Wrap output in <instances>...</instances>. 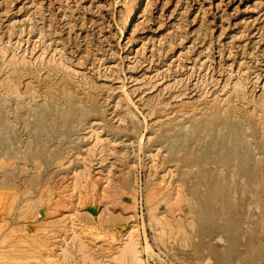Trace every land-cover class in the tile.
Returning <instances> with one entry per match:
<instances>
[{
  "label": "rangeland",
  "instance_id": "1",
  "mask_svg": "<svg viewBox=\"0 0 264 264\" xmlns=\"http://www.w3.org/2000/svg\"><path fill=\"white\" fill-rule=\"evenodd\" d=\"M0 55V264H264V0H0Z\"/></svg>",
  "mask_w": 264,
  "mask_h": 264
},
{
  "label": "bare ground",
  "instance_id": "2",
  "mask_svg": "<svg viewBox=\"0 0 264 264\" xmlns=\"http://www.w3.org/2000/svg\"><path fill=\"white\" fill-rule=\"evenodd\" d=\"M40 12H41V11H40ZM31 26H32V25H31ZM35 29H36V28H35ZM32 30H33V29H32ZM39 31H40V30H39ZM259 31H260V30H259ZM38 33H40V32H38ZM30 34H31V33H30ZM41 37H42V36H41ZM39 40H40V39H39ZM42 41H43V39H42ZM41 43H42V42H41ZM51 43H52V42H51ZM55 44H58V43L56 42ZM42 45H44V44H42ZM54 47H56V46H54ZM57 48H58V47H57ZM1 50H2V49H1ZM47 50H49V49H47ZM47 50H46V52H47ZM61 50H62V49H61ZM5 51H6V50H5ZM5 51H1V52H5ZM62 51H64V50H62ZM62 51H61V52H62ZM57 53H58V52H57ZM2 54H3V53H2ZM42 55H43V54H42ZM61 55H62V54H61ZM0 56H1V55H0ZM63 56L65 57V56H67V55H63ZM2 57H3V56H2ZM11 58H12V57H11ZM63 59H64V58H63ZM58 60H60V59H58ZM65 60H66V59H65ZM49 61H50V60H49ZM56 61H57V60H56ZM4 62H5V61H4ZM8 62L13 63V62H11V61H8ZM8 62H7V64H9ZM60 62H61V61H60ZM63 62H64V61H63ZM68 62H69V61H68ZM21 63H22V61H21ZM55 63H56V62H55ZM57 64H58V62H57ZM60 64H61V63H60ZM4 65H5V64H4ZM33 65H34V64H32V66H33ZM61 65H62V64H61ZM61 65H60V67H63V65H62V66H61ZM64 65H65V64H64ZM8 66L10 67V65H8ZM8 66H7V67H8ZM12 66H13V65H12ZM38 66H39V65H38ZM38 66L35 67V68H38ZM40 66H41V65H40ZM40 66H39V67H40ZM45 66H47V65H45ZM45 66H44V67H45ZM48 66H49V65H48ZM50 66H51V65H50ZM52 66H54V65H52ZM65 66H66V65H65ZM15 67H16V65H15ZM15 67H14V68H15ZM12 68H13V67H12ZM31 69H34V68H31ZM38 69H39V68H38ZM38 69H37V70H38ZM40 69H42V68H40ZM43 69H44V68H43ZM49 69H50V67H49ZM58 70H59V69H58ZM12 71H14L15 74H16V70H12ZM29 71H30V70H29ZM54 71H57V70H54ZM59 71H60V70H59ZM10 72H11V71H10ZM64 72H65V71H64ZM64 72H63V73H64ZM28 73H30V72H28ZM31 73L34 74L33 72H31ZM39 73H40V72H39ZM111 73H112V72H111ZM15 74H14V76L16 77ZM66 74H67V73H66ZM69 75H70V74H69ZM33 76H38V75H33ZM44 76H48V74H46V75H44ZM66 76H67V75H66ZM254 76H255V75H254ZM63 77H64V76H63ZM63 77H62V78H63ZM70 77H71V76H70ZM255 77H256V76H255ZM44 78H45V77H44ZM47 78H48V77H47ZM47 78H46V79H47ZM14 79H15V78H13L12 80L14 81ZM32 79H33V78H32ZM68 80L71 81V79H68ZM9 81H10V80H9ZM41 81H42V80H41ZM70 81H69V82H70ZM238 81H239V80H238ZM238 81H237V82H238ZM6 82H8V81H5V84H6ZM43 82H44V81H43ZM8 83H10V82H8ZM8 83H7V84H8ZM235 83H236V82H235ZM1 84H2V83H1ZM10 84H11V83H10ZM10 84H8V87H9ZM13 84H15V83L13 82ZM28 84H29V83H28ZM92 84H93V83H92ZM238 85H239V83H238ZM29 86H31V85L29 84ZM32 86H33V85H32ZM42 86H43V85H42ZM234 86H236V85H234ZM3 87H7V86H3ZM13 87H14V86H13ZM15 87H16V86H15ZM25 87H26V86H25ZM242 87H243V86H242ZM242 87H241V88H242ZM11 88H12V85H11ZM11 88H9V90H10ZM42 88H43V87H42ZM233 88L236 89V87H233ZM243 88H244V87H243ZM44 89H46V88H44ZM47 89H48V88H47ZM253 89H254V88H253ZM9 90H8V91H9ZM26 90H29V89H26ZM32 90H33V87H32ZM41 90H42V89H41ZM49 90H50V88H49ZM92 90H93V89H92ZM6 91H7V90H6ZM13 91H16V88H14V90L12 89V92H13ZM44 91H45V90H44ZM46 91H48V90H46ZM61 91H63V90L61 89ZM10 92H11V90H10ZM12 92H11V93H12ZM92 92H93V91H92ZM8 93H9V92H8ZM13 93H14V94H12V95H15V92H13ZM17 93H18V92H17ZM28 93H30V91H29ZM40 93H42V92H40ZM46 93H47V92H46ZM49 93H50V91L48 92V94H49ZM93 93H95V92H93ZM237 93H238V92H237ZM44 94H45V93H44ZM54 94H55V92H54ZM68 94H69V93H68ZM30 95H32V93H30ZM33 95H34V94H33ZM42 95H43V94H42ZM50 95H51V94H50ZM66 95H67V94H66ZM18 96H19V95H17V98H18ZM28 96H29V95H28ZM74 96H75V95H74ZM94 96H95V95H94ZM241 96H242V95H241ZM241 96H240V97H241ZM31 97H32V96H31ZM44 97H45V96H44ZM242 97H243V96H242ZM48 98H49V96H48ZM51 98H52V97H51ZM42 99H45V98H42ZM42 99H41V100H42ZM55 99H56V97H55ZM68 99H70V98H68ZM65 100H67V97H66ZM126 100H127V99H126ZM155 100H156V99H155ZM0 101H1V100H0ZM42 101H43V100H42ZM42 101H41V102H42ZM127 101H129V100H127ZM127 101H126V102H127ZM55 102H57V101H55ZM66 102H67V101H66ZM77 102H78V101H77ZM129 102H130V101H129ZM57 103H58V102H57ZM57 103H56V104H57ZM61 104H63V103H61ZM157 104H158V101H157ZM67 105H68V103H67ZM36 107H37V106H36ZM54 107H55V105H54ZM62 108H63V107H62ZM62 108H61V109H62ZM35 109H36V108H35ZM38 110H39V109H38ZM47 110H48V109H47ZM67 110H68V109H67ZM194 110H195V109H194ZM230 110H231V109H230ZM36 111H37V110H36ZM232 111H233V110H231V112H232ZM78 112H79V111H78ZM175 112H176V111H175ZM215 112H216V111H215ZM231 112H230V115H232ZM232 113H233V112H232ZM219 114H220V113H219ZM233 114H235V113H233ZM170 115H171V114H170ZM185 115H186V114H185ZM209 115H210V114H209ZM220 115H221V114H220ZM225 115H226V114H225ZM235 115H236V114H235ZM175 116H176V115H175ZM207 116H208V115H207ZM232 116H233V115H232ZM166 117H167V116H166ZM215 117H216V115H215ZM220 117H221V116H220ZM51 118H52V117H51ZM167 118H168V117H167ZM170 118H171V117H170ZM230 118H231V120H232V117H231V116H230ZM223 119L225 120V118H223ZM223 119H222V120H223ZM173 120H174V119H173ZM236 120H239V119L236 118ZM177 121H178V120H177ZM215 121H216V120H215ZM233 121H234V120H233ZM240 121H241V120H240ZM188 122H189V121H188ZM191 122H193V121H191ZM221 122L223 123V121H221ZM224 122H225V121H224ZM196 123H197V121H196ZM230 123H232V121H231ZM230 123H229V124H230ZM239 123H241V122H239ZM194 124H195V122H194ZM202 124H203V123H202ZM204 125H205V123H204ZM210 125H211V124H210ZM231 125L233 126V124H231ZM162 126H163V125H162ZM165 126H166V125H165ZM175 126H178V125H174V127H175ZM201 126H202V125H201ZM239 126H240V125H239ZM239 126H238V128H239ZM203 127H204V126H203ZM207 127H208V126H207ZM179 128H180V126H179ZM181 128H182V127H181ZM219 128H220V127H219ZM232 128H233V127H232ZM173 129H175V128L172 127V130H173ZM221 129H222V128H221ZM223 129H225V128H223ZM179 130H180V129H179ZM201 131H203V130H201ZM201 131H200V132H201ZM222 131H223V130H222ZM164 133H165V132H164ZM238 133H239V132H238ZM233 134H234V133H233ZM233 134H232V135H233ZM227 135H228V134H227ZM229 139H230V138H229ZM232 139H233V137H232ZM139 140H140V139H139ZM226 140H227V139H226ZM233 140H234V139H233ZM239 141H240V140H239ZM226 142H227V141H226ZM213 143H214V141H213ZM213 143H212V146H213ZM239 145H240V144H239ZM209 147H210V145H209ZM211 148H212V147H211ZM227 149H228V148H227ZM233 149H234V148H233ZM208 150H210V148H209ZM230 150H231V149H230ZM191 151H192V150H191ZM232 151H233V150H232ZM239 151H240V150H239ZM220 152H221V151H220ZM220 152H219V153H220ZM233 152H234V151H233ZM199 153H200V152H199ZM229 153H230V152H229ZM241 153H242V152H241ZM231 154H232V153H231ZM187 155H188V154H187ZM195 155H196V154H195ZM220 155H221V153H220ZM220 155H218V156H220ZM227 155H228V154H227ZM187 157H188V156H187ZM241 157H242V156H241ZM195 158H196V157H195ZM197 159H198V158H197ZM231 159H232V161H233V158H231ZM243 160H244V159H243ZM216 161H217V160H216ZM243 162H244V161H243ZM243 162H242V163H243ZM221 163H222V162H221ZM246 163H247V162H246ZM175 164H176V163H175ZM178 164H179V163H178ZM192 165H194V164H192ZM221 165H222V164H221ZM243 165H244V164H243ZM179 166H180V165H179ZM212 166H214V165H212ZM228 166H230V164H229ZM231 166H232V165H231ZM236 166H237V165H236ZM238 166H239V165H238ZM238 166H237V167H238ZM177 167H178V166H177ZM186 167H187V166H186ZM198 167H199V166H198ZM204 167H205V166H204ZM221 167H222V166H221ZM221 167H220V168H221ZM184 168H185V167H184ZM227 168H228V167H227ZM229 168H230V167H229ZM229 168H228V169H229ZM180 169H182V168H180ZM222 169H223V168H222ZM230 169H231V168H230ZM238 169H241V168H238ZM190 170H192V169H190ZM181 171H182V170H181ZM181 171H180V172H181ZM183 171H184V170H183ZM187 171H188V170H187ZM209 171H211V170H209ZM224 171H225V170H224ZM247 171H248V170H247ZM247 171H246V172H247ZM193 172H195V171H193ZM193 172H192V173H193ZM249 172H250V171H249ZM183 173H185V172H183ZM192 173H191V174H192ZM240 173H241V172H240ZM180 175H181V174H180ZM188 175H189V174H188ZM193 175H194V174H193ZM241 175H242V174H241ZM182 176H183V175H182ZM196 176H197V175H196ZM199 176H200V175H199ZM239 176H240V175H239ZM188 177H189V176H188ZM192 177H193V176H192ZM213 177H214V175H213ZM193 178H194V177H193ZM199 178H200V177H199ZM220 178H221V177H220ZM194 179H195V178H194ZM188 180H189V179H188ZM250 180L252 181V179H250ZM214 181H215V180H214V178H213V182H214ZM225 181H226V180H225ZM248 182H249V181H248ZM248 182H247V183H248ZM195 183H196V180H195ZM192 184H193V183H192ZM204 184H205V183H204ZM206 184H207V182H206ZM190 185H191V184H190ZM210 185H211V184H210ZM247 185H248V184H247ZM249 185L251 186V183H250ZM188 186H189V185H188ZM191 186H193V185H191ZM194 186H195V185H194ZM201 186H202V185H201ZM201 186L199 185L200 188H201ZM208 186H209V185H208ZM218 186H220V188H223V189H224V187H221V185H218ZM195 187H196V186H195ZM200 188H199V189H200ZM207 188H208V187H207ZM209 189H210V188H208V191H209ZM213 189H214V187H213ZM223 189H222V190H223ZM206 190H207V189H206ZM225 190L228 191L227 189H225ZM186 191L188 192V190H186ZM202 191H203V190H202ZM215 191H216V190H215ZM251 191H252V190H250L249 192H251ZM212 192H213V190H212ZM222 192H225V191H222ZM237 192H238V191H237ZM237 192H236V193H237ZM244 192H245V190L243 191V194H244ZM247 192H248V191H247ZM182 193H183V191H182ZM230 193H231V192H230ZM236 193H235V194H236ZM186 194H187V193H186ZM213 194H214V193H213ZM222 194H223V193H222ZM226 194H227V193H226ZM237 194H238V193H237ZM246 194H247V193H246ZM149 195H150V194H149ZM230 195H231V194H230ZM151 196H152V195H151ZM185 196H186V195H184V197H185ZM198 196H199V193H198ZM218 196H219V195H218ZM228 196H229V195H228ZM228 196H227V197H228ZM244 196H245V194H244ZM1 197H2V196H1ZM180 197H181V196H180ZM189 197H190V196H189ZM199 197L203 198L202 195H200ZM208 197H209V196H208ZM211 197L214 198L215 196L213 195V196H211ZM222 197H223V195H222ZM236 197H237V195H236ZM249 197H250V196H249ZM12 198H13V197H12ZM152 198H153V197H152ZM225 198H226V197H225ZM231 198H232V197H231ZM239 198H241V197H239ZM239 198H238V199H239ZM14 199H15V197H14ZM205 199H206V198H205ZM218 199H219V198H218ZM221 199H222V198H221ZM241 199H242V201H244V200H243V197H242ZM25 200H26V199H25ZM182 200H183V199H182ZM198 200H199V199H198ZM208 200H210V199H208ZM214 200H215V199H214ZM187 201H189V199H188ZM204 201H205V200H204ZM210 201H213V200H210ZM230 201H231V200H230ZM237 201H238V200H237ZM247 201H248V199H247ZM23 202H24V201H23ZM23 202H21V203H23ZM206 202L209 203L208 201H206ZM233 202H234V201H233ZM11 203H12V202H11ZM37 203H38V202H37ZM199 203H201L200 200H199ZM204 203H205V202H204ZM207 203H206V206H208ZM217 203H218V201H217ZM227 203H228V202H227ZM231 204H232V203H231ZM236 204H238V203H236ZM239 204H240V203H239ZM239 204H238V205H239ZM35 205H36V204H35ZM35 205H34L33 207H35ZM219 205H220V203H219ZM22 206H23V205H22ZM245 206H246V205H245ZM248 206H249V205H248ZM204 207H205V205H203V208H204ZM228 207H229V206H228ZM232 207H233V206H232ZM11 208H12V207H11ZM26 208H28L27 205H26ZM193 208H194V207H193ZM233 208H234V207H233ZM242 208H243V207H242ZM244 208H245V207H244ZM24 209H25V208H24ZM220 209H221V208H220ZM220 209H219V211H220ZM222 209H223V208H222ZM10 210H11V209H10ZM202 210H203V209H202ZM204 210H205V208H204ZM214 210H215V209H214ZM214 210H213V211H214ZM240 210H243V209H240ZM210 211H211V210H210ZM26 212H27V211H26ZM202 212H203V211H202ZM231 212H233V211L231 210ZM8 213H9V212H8ZM192 213H195V212H194V209H193V212H192ZM204 213H208V211H207V212H204ZM219 213H220V212H219ZM224 213H225V212H223V214H224ZM234 213H237V212L234 210ZM239 213H240V212H239ZM188 214H189V213H188ZM210 214H211V213H210ZM215 214H216V213H215ZM227 214H228V213H227ZM229 214H230V213H229ZM242 214H243V213L241 212V215H242ZM151 215H152V214H151ZM186 215H187V214H186ZM201 215H202V214H201ZM204 215H205V214H203L202 216L205 218ZM231 215L234 216V214H231ZM237 215H238V213H237ZM245 215H246V214H245ZM25 216H26V215H25ZM215 216H216V215H215ZM228 216H229V215H228ZM228 216H226L227 218L225 217L226 220L228 219ZM253 216H254V215H253ZM199 217H200V216H199ZM203 217H202V218H203ZM207 217H209V216H207ZM220 217H221V215H220ZM222 217H223V216H222ZM243 217H244V216H243ZM251 217H252V216H251ZM235 218H236V217H235ZM240 218H241V217H240ZM240 218H239V219H240ZM239 219L237 218L236 221H239ZM194 220H195V219H194ZM194 220H193V221H194ZM204 220H206V219H204ZM229 220H230V219H229ZM240 220H241V219H240ZM0 221H1V219H0ZM230 221H231V220H230ZM230 221H229V223H231ZM236 221H235V222H236ZM243 221H244V220H243ZM1 222H2V221H1ZM194 222H195V221H194ZM202 222H203V221H202ZM202 222H200V223H202ZM241 222H242V221H241ZM254 222H255V221H254ZM204 223H205V222H204ZM236 223H237V222H236ZM239 223H240V222H239ZM244 223H245V222H244ZM255 223H256V222H255ZM196 224H197V223H196ZM205 224H206V223H205ZM252 224H253V223H252ZM225 225H226V223L224 224V226H225ZM231 225H232V224H231ZM233 225L235 226V225H237V224H233ZM238 225H239V224H238ZM240 225H241V224H240ZM191 226H192V224H191ZM209 226H210V225H209ZM209 226H208V227H209ZM193 227H194V225H193ZM202 227H203V226H202ZM205 227H206V225H205ZM210 227H211V226H210ZM217 227H218V226H217ZM226 227H227V226H225L224 228H226ZM232 227H233V226H231V228H232ZM239 227H241V226H239ZM194 229H195V228H194ZM210 229H211V228H210ZM216 229H217V228H216ZM226 229H227V228H226ZM226 229H225V230H226ZM233 229H234V227H233ZM250 229H251V227H250ZM253 229H256L255 226H254ZM253 229H252V230H253ZM0 230H2V229H0ZM203 230H205V228H203ZM211 230H213V229H211ZM234 230H235V229H234ZM257 230H259V229H257ZM257 230H256V231H257ZM131 231H132V230H131ZM131 231H129V232H130V235H131ZM193 231H194V230H193ZM199 231H200V230H199ZM199 231H198V232H199ZM201 231H202V229H201ZM227 231H229V230H227ZM238 231H239V228H238ZM253 231H255V230H253ZM23 232H24V231H23ZM186 232H187V231H186ZM230 232H232V231H229V233H230ZM240 232L245 233V232H243V231H239V233H240ZM263 232H264V231H263ZM196 233H197V232H196ZM199 233H200V232H199ZM211 233H212V232H211ZM246 233H247V232H246ZM254 233H255V232H254ZM257 233H258V232H257ZM223 234H224V229H223ZM232 234H233V233H232ZM249 234H250V233H249ZM255 234H256V233H255ZM34 235L36 236V234H34ZM37 235H38V233H37ZM236 235H238V234H236ZM242 235H243V234H242ZM132 236H133V235H132ZM230 236H231V235H230ZM230 236H229V237H230ZM233 236H235V234H234ZM249 236H250V235H249ZM29 237H31V236H29ZM29 237H28V238H29ZM32 237H33V236H32ZM231 237H232V236H231ZM237 237H238V236H237ZM239 237H240V236H239ZM253 237H254V236H253ZM28 238H26V239H28ZM131 238H132V237L129 238V235H128V239H130L131 241L129 240V242H125V243L123 244V247L120 248V254H122V256H124V257H129L130 260H131L134 264H145V263L142 261L140 255H139V252H138V250H137V248H136V247H138V246H136V243H135L136 239L133 240V239H131ZM232 238H235V237H232ZM240 238H241V237H240ZM247 238H248V237H247ZM21 239H22V238H21ZM128 239H126V241H127ZM184 239H185V238H184ZM229 239H231V238H229ZM244 239H246L245 236H244ZM251 239L253 240L254 238H251ZM235 240H236V239H235ZM235 240H233V242H235ZM248 240H250V238H249ZM252 240H251V243H253ZM255 240H258L257 237H256V239H254L253 241H255ZM21 241H22V240H21ZM228 241H229V240H228ZM240 241H241V240H239V242H240ZM260 241H261V240H260ZM260 241H259V242H260ZM31 242H32V241H31ZM249 242H250V241H249ZM249 242H248V243H249ZM23 243H24V242H23ZM235 243H236V242H235ZM251 243H249V244H251ZM233 244H234V243H233ZM249 244H248V245H249ZM0 245H1V244H0ZM251 245H252V244H251ZM258 245H259V244H258ZM261 245H262V242H261ZM1 246H2V245H1ZM235 246H237V245L235 244ZM21 247H22V246H21ZM25 247H26V244H25ZM27 247H28V246H27ZM231 247H232V245H231ZM248 247H250V246H247V248H248ZM255 247H256V246H255ZM37 248H38V247H37ZM235 248L237 249V247H235ZM238 248H239V247H238ZM251 248H252V247H251ZM256 248H257V247H256ZM256 248L254 249L255 251H257ZM149 249H150V247L148 246V244H146V246H145V251L147 252ZM254 250H253V252H255ZM0 251H3V250H0ZM31 251H32V250H31ZM231 251H232V250H231ZM231 251H230V252H231ZM248 251H249V252L251 251L250 248H249ZM110 252H111V251H110ZM249 252H248V253H249ZM2 253H3V252H2ZM16 253H17V252H16ZM116 253H118V252H116ZM141 253H142V252H141ZM261 253H262V252H261ZM261 253H260V254H261ZM40 254H41V253H40ZM249 254H251V253H249ZM258 254H259V253H258ZM258 254H257V256H258ZM252 255H253V253H252ZM246 256H247V255H246ZM250 256H251V255H250ZM250 256H249V257H250ZM261 256H262V255H261ZM31 257H32V256H31ZM94 257H95V256H94ZM94 257H93V258H94ZM259 257H260V256H259ZM24 258H25V257H24ZM24 258H22V259H24ZM27 258H29V257H27ZM121 258H122V257H121ZM1 259H2V258H1ZM114 259H115V258H114ZM249 259L251 260V258H249ZM249 259H248V260H249ZM3 260H4V259H3ZM112 260H113V259H112ZM237 260H238V259H237ZM245 260H246V259H245ZM248 260H247V261H248ZM253 260H254V259H253ZM52 261H53V260H52ZM119 261H120V260H119ZM247 261H245V262H247ZM58 262H59V261H58ZM58 262H57V263H58ZM225 262H226V261H225ZM14 263H16V262H14ZM3 264H4V263H3ZM17 264H18V263H17Z\"/></svg>",
  "mask_w": 264,
  "mask_h": 264
},
{
  "label": "water",
  "instance_id": "3",
  "mask_svg": "<svg viewBox=\"0 0 264 264\" xmlns=\"http://www.w3.org/2000/svg\"><path fill=\"white\" fill-rule=\"evenodd\" d=\"M92 214H96L94 211H90Z\"/></svg>",
  "mask_w": 264,
  "mask_h": 264
}]
</instances>
